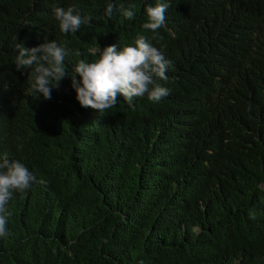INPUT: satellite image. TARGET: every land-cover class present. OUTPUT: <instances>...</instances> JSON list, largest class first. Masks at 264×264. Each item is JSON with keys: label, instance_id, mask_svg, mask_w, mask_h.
Returning a JSON list of instances; mask_svg holds the SVG:
<instances>
[{"label": "trees", "instance_id": "1", "mask_svg": "<svg viewBox=\"0 0 264 264\" xmlns=\"http://www.w3.org/2000/svg\"><path fill=\"white\" fill-rule=\"evenodd\" d=\"M156 2L0 0V158L45 181L10 201L0 264H264V0H161L152 31ZM72 5L92 20L65 34L53 10ZM138 35L171 61L159 102L101 114L70 76L45 99L15 66L18 43L55 40L71 73Z\"/></svg>", "mask_w": 264, "mask_h": 264}, {"label": "clouds", "instance_id": "2", "mask_svg": "<svg viewBox=\"0 0 264 264\" xmlns=\"http://www.w3.org/2000/svg\"><path fill=\"white\" fill-rule=\"evenodd\" d=\"M125 7L123 3L108 4L106 15L111 16L118 10L124 17L134 18L133 8ZM168 4L157 0L155 6L148 4L145 8L147 22L145 29L156 31L165 26V13ZM55 19L59 22L62 33H75L82 24H90L92 16L82 17L75 5L54 8ZM18 55L15 58L16 69H29L28 79L34 93L42 94L45 99H51L52 88H58L60 81L71 77L72 87L76 91V99L81 107L92 108L103 114L115 107L118 96H122L129 106H133L134 98L147 96L152 102H159L170 95V89L160 81L167 83V72L171 61L144 35L135 38L134 45L118 48L116 44L106 47H94L89 52L95 59L78 60L71 73L65 63L69 51L59 46L55 40L39 46L27 48L23 43L16 45ZM81 56L79 50L75 53ZM79 77V79H78ZM45 181L38 179L36 174L17 159L7 156L0 158V238H7L8 218L12 215L8 208L15 193H25L35 184Z\"/></svg>", "mask_w": 264, "mask_h": 264}]
</instances>
